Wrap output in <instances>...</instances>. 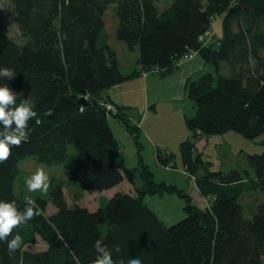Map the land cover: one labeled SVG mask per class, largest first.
I'll return each instance as SVG.
<instances>
[{"label": "trees", "instance_id": "16d2710c", "mask_svg": "<svg viewBox=\"0 0 264 264\" xmlns=\"http://www.w3.org/2000/svg\"><path fill=\"white\" fill-rule=\"evenodd\" d=\"M8 1L21 41L6 35L0 15V67L16 73L0 85L16 93L17 104L31 99L37 115L29 121L26 141L0 164V200H14L23 210L29 199L16 194L14 182L27 156L63 166L81 191L109 190L125 175L132 177L134 170L114 160L121 147L109 118L133 140L144 183L90 210L69 206L61 186L51 181L45 196L30 199L39 214L13 230L23 237L22 247L10 255L0 242V264H93L98 239L109 250L119 246L118 253L112 251L114 264L134 257L142 264H263L264 202L245 216L240 198L264 192V152L247 155L252 177L229 171L197 178L196 142L226 132L251 140L264 133V0H167L164 6L165 0ZM110 5L118 20L116 40L138 53L128 75L107 43L103 17ZM218 15L222 37L214 41L209 28ZM196 56L213 72L186 82L195 111L186 118L189 138L179 150L184 172L195 177L206 201L211 198L203 208L184 190L153 181L141 158L142 130L129 119V107L103 95L135 76L164 77ZM222 64L227 76L219 74ZM103 103L116 113L107 114ZM155 158L175 167L171 152L156 149ZM146 194H177L186 202L185 217L166 226L144 204Z\"/></svg>", "mask_w": 264, "mask_h": 264}, {"label": "rangeland", "instance_id": "374dc122", "mask_svg": "<svg viewBox=\"0 0 264 264\" xmlns=\"http://www.w3.org/2000/svg\"><path fill=\"white\" fill-rule=\"evenodd\" d=\"M166 2L167 0L163 3V6ZM0 15L6 35L20 42V33L13 20L12 9L8 0H0ZM103 19L108 45L116 51L119 59H124L128 63L129 60L126 58V54L122 52L121 47H119L124 46L123 43L117 41L115 38L118 20L114 14V7L112 5L108 6ZM221 19V15L215 16L210 24L209 33L213 35L214 41L222 37ZM126 52L131 54L133 51ZM128 65L129 64H125L121 67L122 69H126ZM209 71L213 72V68L210 66L206 72ZM219 74L224 76L228 75L224 64L221 65ZM149 75L158 76L156 74ZM173 91L174 89L171 88L168 92L167 99H171V96L174 94ZM138 107L140 110L142 109L140 105H138ZM176 109L177 112L175 111ZM157 110L162 113V116H160L165 121V133L163 132L164 137L159 136L157 140H154V142L151 143L149 141L150 132L146 134L141 132L139 142L142 147L141 158L143 164L152 173L154 182L173 185L184 190L194 206L203 208L206 202L208 203L211 198H208L206 201V198L201 195L195 183V177H189L184 172L179 150L180 143L189 138V132L186 128L185 121L186 118L193 116L195 111L194 105L186 97L183 101L177 102L174 100L172 104L157 105ZM108 124L118 138L121 147L120 152L114 155V160L121 163L125 168L134 170L132 177L124 176L123 181L119 184L116 191H134L135 189L140 188L144 183L134 142L127 133H124L122 129L123 127L119 121L114 118H109ZM167 133H170L171 135L175 134V137L168 136ZM179 135L184 137L183 140H176V137ZM261 138H264V133L260 138L251 140L234 132H226L224 134L209 135L198 139L196 146L197 153L200 154L199 158L201 165L196 177H201L206 173L225 174L229 171H238L244 178H246L249 173L250 177H252L253 174L247 162V155L264 152V143L261 141ZM163 147H168L169 152L174 155V168L164 167L156 161V149L165 151L166 149ZM37 168H42L45 171L49 176L50 182L53 181L54 184L63 187V190L68 195L67 198L69 201L79 199L80 201L77 203H87V201L90 200L88 203L93 204L94 202H92L91 199L96 198L98 194H104L107 196L112 195L115 191H81L74 182L70 181L63 166H49L39 163L33 156H27L18 163L19 173L14 182V191L16 194H21L27 199L46 195V193L40 191L29 192L24 183L25 179L32 175ZM143 202L159 216L166 226H171L185 217L184 208L186 207V202L177 194H146L143 198ZM262 202H264V192L246 193L240 198V203L243 206L245 216L251 215L255 207ZM48 207L49 210H54L51 205H48ZM36 248L38 250L39 248H42V246L39 245Z\"/></svg>", "mask_w": 264, "mask_h": 264}, {"label": "crops", "instance_id": "0c3cea01", "mask_svg": "<svg viewBox=\"0 0 264 264\" xmlns=\"http://www.w3.org/2000/svg\"><path fill=\"white\" fill-rule=\"evenodd\" d=\"M119 47H121V51L126 54V58H128L129 61L127 63L124 59H119V56L115 51L116 57H118L119 60L118 65L121 72L124 75H128L130 72H132L136 65L138 53L135 49L130 54L129 52H126L127 50L125 46ZM125 64L129 65L126 67V69H122L121 66ZM208 67L209 66L206 65L199 56H196L191 60L179 62L176 69L164 77L150 76L149 74L145 76H135L119 85L105 90L103 95L106 96L114 104L128 106V117L131 122L137 126H140L142 132H144L145 134L150 132L149 141L153 143L154 140H157L159 136L164 137L165 133V121L161 117L162 113L157 110V105L172 104L174 100L177 102L183 101L186 98V82L189 79H193L205 73L208 70ZM171 88L174 89V94L171 96V99H167L168 92L171 90ZM138 105L141 106V110L139 109ZM175 111L177 112V109ZM123 131L126 134L124 129ZM167 135L172 136L173 138L175 137V134L171 135L170 133H167ZM183 138L184 137L179 135L178 137H176V140L181 141L183 140ZM163 148H165L166 151L169 152L168 147ZM118 186L119 185L113 187L112 189H109V191L115 190L114 193L117 192L116 189L118 188ZM61 189L69 206L80 201L79 199L75 201H69V199L67 198L68 195L63 190L62 186ZM114 193L107 196L104 194H98L96 198L91 199V201L94 202L93 204L88 203V201L90 200H88L87 203L84 202L77 204H83L87 206L88 209L94 210L95 208L100 206L101 200L103 201L104 199H109L114 195Z\"/></svg>", "mask_w": 264, "mask_h": 264}, {"label": "clouds", "instance_id": "9594fccd", "mask_svg": "<svg viewBox=\"0 0 264 264\" xmlns=\"http://www.w3.org/2000/svg\"><path fill=\"white\" fill-rule=\"evenodd\" d=\"M15 76L16 73L12 69L0 67V79L12 80ZM33 109L34 104L31 99H23L17 104L16 93L7 84L0 85V164L8 160L13 147H19L22 142L26 141L29 121L37 115ZM24 183L29 192L47 193L50 187L49 176L42 168H37L25 179ZM38 214L30 199L25 203L23 210L14 200H0V242L7 243L10 255L20 249L24 243L21 235H12L13 230L26 225ZM93 248L96 253L93 264H114L112 251L117 253L120 251L119 246L109 250L103 240L99 239L94 242ZM127 264H142V261L134 257L129 259Z\"/></svg>", "mask_w": 264, "mask_h": 264}, {"label": "built area", "instance_id": "2783aa9c", "mask_svg": "<svg viewBox=\"0 0 264 264\" xmlns=\"http://www.w3.org/2000/svg\"><path fill=\"white\" fill-rule=\"evenodd\" d=\"M104 108L106 109V113L113 115L116 113L115 109L113 108V106L109 103H103Z\"/></svg>", "mask_w": 264, "mask_h": 264}]
</instances>
